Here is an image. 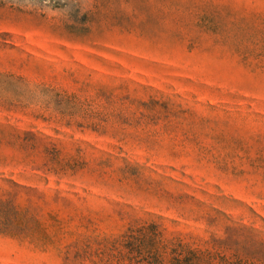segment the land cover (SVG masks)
I'll use <instances>...</instances> for the list:
<instances>
[{
	"label": "rangeland",
	"instance_id": "1",
	"mask_svg": "<svg viewBox=\"0 0 264 264\" xmlns=\"http://www.w3.org/2000/svg\"><path fill=\"white\" fill-rule=\"evenodd\" d=\"M0 198V264L155 215L264 230V0H0Z\"/></svg>",
	"mask_w": 264,
	"mask_h": 264
},
{
	"label": "trees",
	"instance_id": "2",
	"mask_svg": "<svg viewBox=\"0 0 264 264\" xmlns=\"http://www.w3.org/2000/svg\"><path fill=\"white\" fill-rule=\"evenodd\" d=\"M204 212L213 232L208 238L169 230L162 216L136 218L116 236L75 242L65 252L67 264H264V230L233 221L226 214ZM17 206L0 198V231L17 227ZM173 222V221H172Z\"/></svg>",
	"mask_w": 264,
	"mask_h": 264
}]
</instances>
